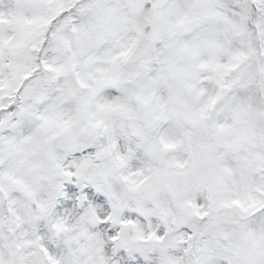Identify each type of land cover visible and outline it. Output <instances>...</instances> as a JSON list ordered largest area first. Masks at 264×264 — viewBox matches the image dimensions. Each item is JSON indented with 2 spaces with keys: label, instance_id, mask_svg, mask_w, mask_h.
I'll use <instances>...</instances> for the list:
<instances>
[{
  "label": "rangeland",
  "instance_id": "374dc122",
  "mask_svg": "<svg viewBox=\"0 0 264 264\" xmlns=\"http://www.w3.org/2000/svg\"><path fill=\"white\" fill-rule=\"evenodd\" d=\"M0 264H264V0H0Z\"/></svg>",
  "mask_w": 264,
  "mask_h": 264
}]
</instances>
